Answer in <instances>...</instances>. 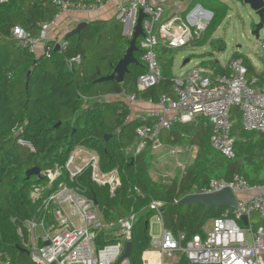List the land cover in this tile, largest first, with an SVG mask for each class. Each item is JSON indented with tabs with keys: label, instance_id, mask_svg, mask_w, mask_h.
Masks as SVG:
<instances>
[{
	"label": "trees",
	"instance_id": "16d2710c",
	"mask_svg": "<svg viewBox=\"0 0 264 264\" xmlns=\"http://www.w3.org/2000/svg\"><path fill=\"white\" fill-rule=\"evenodd\" d=\"M86 1V0H76ZM201 4L212 12L197 43L203 44L216 27L228 15L230 7L223 0H191L189 5ZM58 11L53 0H4L0 3V256L10 264H35L29 255L17 246L27 249V220L40 216V202L30 197L33 187L47 182L35 176L26 177L25 171L40 168V173L55 164L63 165L77 147L95 152L102 171L116 169L120 184L110 196L108 187L99 186L90 178V168L79 176L78 182H70L62 175L45 189L46 196L60 182L80 186L89 197H95L104 220H113L135 214L132 229L131 264H143L142 253L150 247L149 220L155 211L148 207L151 201H160L162 225L176 235L184 232L190 237L204 234L205 224L223 212L224 207L213 208L201 216L204 206H182L179 201L185 195L205 188L210 179L229 181L234 175L242 176L249 184L264 185V133L242 128L238 107L230 110L233 137V157L226 158L210 144L211 125L205 117L195 121L172 123L162 129L157 140L165 147H195L194 158L185 166L183 174L170 180H153L149 169L155 159L153 140L147 139L144 147L135 154L139 142L136 128L143 124L140 117L130 118V108L123 99L106 98L118 95L122 90L153 104L162 95L175 97L171 82L173 49L162 48L158 62L162 79L156 85L138 91L135 80L146 70L142 50L134 52L136 63L128 65V73L121 83L96 81L109 75L128 47L129 38L119 30L118 38L101 32L103 22H88L79 35L66 40L65 51L52 50L46 57L39 51L22 48L11 36V30L19 26L32 36L40 32V23L49 20ZM114 17L109 19L113 20ZM122 24V23H121ZM254 27V25H253ZM98 34L100 36L98 37ZM103 35V36H102ZM138 41V40H137ZM195 41V40H194ZM193 41V42H194ZM192 42V43H193ZM137 43V42H136ZM191 43V44H192ZM79 55V64L67 66L66 60ZM211 53H203L197 65L207 67L215 74H227L223 65L215 59H205ZM232 59L240 58L247 75H255L247 57L235 52ZM190 59V57H189ZM264 64V60L261 59ZM264 77V70L257 74ZM147 124L151 120L146 121ZM110 134L105 140L104 136ZM24 139L33 145H21ZM128 150V151H127ZM48 219H51L48 217ZM114 240L99 234L97 244L102 246ZM28 250V249H27ZM172 264H191L184 254H178Z\"/></svg>",
	"mask_w": 264,
	"mask_h": 264
},
{
	"label": "built area",
	"instance_id": "2783aa9c",
	"mask_svg": "<svg viewBox=\"0 0 264 264\" xmlns=\"http://www.w3.org/2000/svg\"><path fill=\"white\" fill-rule=\"evenodd\" d=\"M53 4L58 11L40 23L38 35L32 36L19 26L12 28L11 36L20 47L32 52L40 49L46 57L55 45H58L59 52H63L68 42L52 35V29L60 22L72 21L74 15L99 12L108 6L113 16L126 27L125 35L130 37L138 11H142L144 35L138 37L137 46L142 50L146 70L135 80L138 91H145L162 79L156 48L177 49L190 45L201 37L212 17V12L201 4L182 8L181 0H53ZM181 9H184V14L179 13ZM259 55L264 60V41L260 43ZM80 60L76 55L66 63L71 67L72 63L79 64ZM223 67L227 74H215L212 69L197 64L180 74H173L171 82L175 97L162 95L155 108L139 115L143 124L136 128L139 142L134 153L144 147L147 139L153 140V148L161 146L156 138L172 123L191 122L202 116L211 125V146L224 157L231 158L234 155L230 120L232 107L239 108L244 130L264 133V77L248 76L240 58L229 59ZM118 96L130 109L137 101L134 94L124 90ZM148 120H151L149 124ZM18 142L34 150L29 141L20 138ZM87 168H90L91 180L99 186L106 185L110 196H113L120 184L118 171H102L98 155L82 147L75 148L63 165L55 164L41 172L47 184L34 186L30 193L32 200L40 202L41 214L36 220H27L24 224L29 235L25 246L35 264H131L129 256L122 257V253L126 242L131 241L134 213L104 220L92 198L84 194L80 186L66 182H60L55 190L43 195L45 189L53 188L63 172L70 182L76 184ZM225 187L233 191L236 205L231 212L224 207L203 235L195 232L187 238L184 232L172 234L162 225L163 203H149L148 207L155 211V217L161 224L158 236L149 234V250L157 258L155 264H171L170 258L175 259L177 253L184 254L191 264H264V185H251L242 176L234 175L229 181L210 179L200 191L212 193ZM240 192L249 194V197L238 198L237 193ZM244 215L247 218L245 224L241 219ZM37 228L41 233H36ZM99 234L108 235L114 241L99 246L96 242ZM0 264L10 263L0 256ZM143 264L151 263L145 260Z\"/></svg>",
	"mask_w": 264,
	"mask_h": 264
},
{
	"label": "rangeland",
	"instance_id": "374dc122",
	"mask_svg": "<svg viewBox=\"0 0 264 264\" xmlns=\"http://www.w3.org/2000/svg\"><path fill=\"white\" fill-rule=\"evenodd\" d=\"M223 1L226 2L230 7L228 15L216 27V29L213 31L208 40L201 44L200 42L197 43V39L188 46L172 50L173 74H180L193 67L194 65L198 64L202 60L199 56L207 52L211 53L212 56H207V58L205 59H216L221 65H224L229 59H232L231 55L237 52L240 56L247 57L252 62L256 70L262 67V62L260 60L259 54L260 43L264 41V27L260 29L258 33V38H256L254 35L251 34V31L254 29L253 25L258 23V18L250 9V7L244 4L242 0ZM189 2H191V0H181V7L184 9L189 8ZM107 8L111 9L110 6H108ZM184 9H181L179 13L184 14V12L182 11ZM166 11H169V9H167ZM110 12L111 11L109 10L108 20L106 22H103L104 24L103 29H101V32H104V34L108 33L109 35L118 38L120 28L122 27L123 30L125 27H123V24H121V22L116 18L113 20H109L112 17V13ZM82 15L84 16V18L88 19L86 15H90V13ZM71 23L72 21L60 22V25L52 29L51 32H63L66 27L68 28L69 25H71ZM157 24L158 23H156V25ZM72 25H74V23ZM122 34L125 35L124 31H122ZM99 36L100 34H98V37ZM59 40H61V38H59ZM37 51L40 52V49H38ZM156 53L157 57L160 56V53H162V49L156 48ZM257 55L259 59L257 58ZM189 57V62L182 66L183 60ZM160 148L161 146L153 148L154 153H158L157 150H159ZM170 149H175L176 152L172 154L168 153L164 157L162 156L164 153H162L161 151L153 160L152 165L149 169V173L153 178H156L157 180L167 178L165 174L172 172L174 167H176L175 175H179V173L183 169H185V166L191 162V156L194 151L193 148L188 146H176ZM245 196V193H237L238 198H243ZM253 219H256V217L254 216ZM209 225L210 224L208 221L204 227L208 226L207 228H209ZM160 229L161 224L158 222L156 217L152 216L149 220L150 235L158 236L160 234ZM37 230L39 231L40 229L37 228ZM178 254L179 253L176 254L175 259L170 258L171 263L178 260Z\"/></svg>",
	"mask_w": 264,
	"mask_h": 264
},
{
	"label": "water",
	"instance_id": "95a60500",
	"mask_svg": "<svg viewBox=\"0 0 264 264\" xmlns=\"http://www.w3.org/2000/svg\"><path fill=\"white\" fill-rule=\"evenodd\" d=\"M242 2L250 7V9L254 12L256 17L258 18V23L254 25V29L251 31V34L258 38V33L260 29L264 27V0H242ZM143 13L141 10L138 11V16L135 22V26L133 32L129 38L128 47L125 50L122 58L116 63L112 72L106 76H100L96 81H116L117 83H121L124 79V75L128 73V65L131 63H136L137 60L134 57L133 53L138 51L139 48L137 46L138 37H143V29H142V18ZM88 22L80 21L78 22L73 29L68 31L65 34V39L73 35H79L81 30L87 26ZM126 29V27L124 28ZM125 34V31H124ZM54 50H58V45H55ZM189 62V58H186L182 62V66ZM110 137V134H106L104 139L107 140ZM26 177L35 176L36 178H41L40 168L32 167L25 171ZM92 200L95 205H97V201L95 197H92ZM179 204L182 206H189L192 204L202 205L204 206V210L201 213V216H204L206 213L210 212L213 208L220 207H228L231 212L236 205V197L233 191L229 187H225L217 192L212 193H203L200 190H197L194 193L185 195L179 201ZM242 221L244 224L247 221L246 216H242ZM198 231V226L195 225L194 232ZM17 248L29 255V251L27 249L21 248L17 246ZM131 250V241H127L125 244L124 251L122 253V257H128L130 255Z\"/></svg>",
	"mask_w": 264,
	"mask_h": 264
},
{
	"label": "crops",
	"instance_id": "0c3cea01",
	"mask_svg": "<svg viewBox=\"0 0 264 264\" xmlns=\"http://www.w3.org/2000/svg\"><path fill=\"white\" fill-rule=\"evenodd\" d=\"M197 4V3H196ZM202 6V5H201ZM203 7V6H202ZM204 8V7H203ZM111 11L110 13H112V17L111 18H113L114 16H113V11L110 9V8H105V9H103V10H101V11H99V12H94V13H90V15H86V17L88 18V19H86V18H84V16L82 15V14H88V13H79V14H77V15H74L73 17H72V23H71V25H69V27L67 28H65L64 29V31L63 32H59V31H56V33H53L52 32V35H54L55 37H57L58 39L59 38H65V34L68 32V31H70L71 29H73V27H75V25L78 23V22H80V21H86V22H91V21H96V20H108V18H109V14H108V11ZM208 10V9H207ZM115 18V17H114ZM74 23V25H72ZM72 26V27H71ZM123 27H124V25H123ZM124 31V30H123ZM62 33V34H61ZM260 56V55H259ZM257 58L259 59V57H258V55H257ZM190 60V59H189ZM216 60V59H215ZM260 60H261V57H260ZM262 62V61H261ZM252 63V62H251ZM253 65V64H252ZM254 67V66H253ZM264 70V64L262 63V67H260L258 70H256L255 69V67H254V71H255V74L257 75V74H260L262 71ZM175 74V73H174ZM106 98H108L109 100H111V99H121L118 95H107L106 96ZM156 107V105L155 104H152V103H149V102H147V101H144V100H141V99H137V101H136V103H134L132 106H131V109H130V118H134V117H137V116H139L140 114H142L144 111H146V110H149V109H152V108H155ZM174 147H176V146H174ZM174 147H171V148H174ZM191 148H193L194 149V151H193V154H192V156H191V159H193L194 158V156H195V152H196V148L195 147H191ZM169 149V150H168ZM162 151V153H164L162 156H164L165 157V155L166 154H172V153H175L176 152V150L175 149H170L169 147H165V146H161V148L159 149V150H157V152L159 153V152H161ZM163 151H166V152H163ZM158 153H156L155 154V158H156V156H157V154ZM182 164V163H181ZM189 164V163H188ZM184 168V167H183ZM182 172L183 171H181L180 173H179V176L182 174ZM175 173H176V167H174V169L172 170V172H169V173H166L165 174V176H167V178H164L163 180L164 181H167V180H170L171 178H173V177H175L176 175H175ZM150 174V173H149ZM178 175V174H177ZM150 176H151V174H150ZM164 176V177H165ZM151 178L153 179V180H157L156 178H153L152 176H151ZM250 194H253V193H250ZM247 197H249V194H246V196L245 197H243L244 199L245 198H247ZM154 217H155V215H154ZM209 228L211 227V224H212V219L211 220H209ZM206 225V224H205ZM208 227V226H207ZM207 227H204V232L205 231H207L209 228H207ZM39 232L41 233V230H36V233L37 234H39ZM150 234V233H149ZM141 259L143 260V261H145V260H148L151 264H155L156 262H157V258H156V256L154 255V253H152L150 250H149V248L147 249V250H145L143 253H142V255H141ZM176 261H174L173 263H175ZM172 264V263H171Z\"/></svg>",
	"mask_w": 264,
	"mask_h": 264
}]
</instances>
